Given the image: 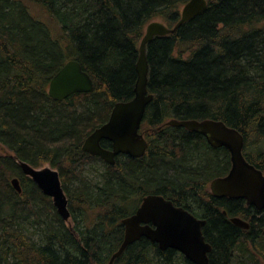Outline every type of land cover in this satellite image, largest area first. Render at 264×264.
Returning <instances> with one entry per match:
<instances>
[{"label":"trees","instance_id":"1","mask_svg":"<svg viewBox=\"0 0 264 264\" xmlns=\"http://www.w3.org/2000/svg\"><path fill=\"white\" fill-rule=\"evenodd\" d=\"M188 1L0 0V261L108 264L124 240L123 219L145 196L160 195L207 221L211 264H264V212L210 190L231 169L228 151L166 125L173 119L222 121L244 136L245 158L264 173V0H206L205 12L148 45L154 99L140 133L149 148L140 159L120 156L114 167L98 158L105 169L100 184L67 192L75 229L58 214H51V224L42 219L34 193L46 204L51 199L18 165H50L66 186L83 182L82 171L96 159L82 151L85 140L117 103L134 98L147 25L173 28ZM73 60L90 75L94 90L56 102L48 94L50 81ZM15 178L21 194L11 185ZM31 216L40 243L23 226ZM235 217L250 229L236 227ZM178 260L191 264L142 239L114 264Z\"/></svg>","mask_w":264,"mask_h":264},{"label":"water","instance_id":"2","mask_svg":"<svg viewBox=\"0 0 264 264\" xmlns=\"http://www.w3.org/2000/svg\"><path fill=\"white\" fill-rule=\"evenodd\" d=\"M207 7L206 0H189L182 7L180 19L173 28L160 22H151L147 25L139 46L134 98L114 106L109 121L85 140L82 148L84 153L99 157L110 166H115L116 157L120 155L132 159L145 156L148 142L140 134V129L147 107L154 99L148 92L150 67L147 47L155 38L174 34L184 24L205 12ZM93 90L92 78L78 61L73 60L66 63L51 79L48 94L52 100L63 102L73 95L88 94ZM166 125L197 133L205 137L212 148H224L228 151L231 169L227 176L217 178L210 184L214 197L243 200L247 206L259 212L264 211V173L245 158V139L238 130L228 127L222 121L211 119L203 121L173 119ZM104 141L111 144L112 150L102 147L101 143ZM18 165L21 173L30 178L44 196L52 200L60 218L69 223L71 220L69 199L62 187L59 172L49 167L37 169L24 161H18ZM11 183L21 194L19 179L15 178ZM231 222L243 230L250 229V224L240 218H232ZM206 224V220L196 218L160 195H147L142 199L137 211L123 219L124 240L108 264H114L129 246L142 239L157 245L161 251L174 250L181 253L191 264H211L209 255L212 246L206 242L203 235Z\"/></svg>","mask_w":264,"mask_h":264},{"label":"rangeland","instance_id":"3","mask_svg":"<svg viewBox=\"0 0 264 264\" xmlns=\"http://www.w3.org/2000/svg\"><path fill=\"white\" fill-rule=\"evenodd\" d=\"M182 9V8H181ZM154 22H158V21H154ZM161 23V22H160ZM1 148L0 147V155H3V153H1ZM5 153V152H4ZM52 168L50 165H46L44 166ZM53 170H56L54 168H52ZM57 171V170H56ZM105 171L104 169V164L100 161L97 160H92L89 163H87L86 167L84 168V170L82 171V179L83 182L81 181H76L73 182L71 184L63 185L62 187L67 195V192L69 195H74L78 190H80L81 188H84V185H89L91 187H94L96 184H100L101 181V174ZM66 186V188H65ZM35 197V201L37 202L36 206L38 207L39 211H40V216L42 217L43 220H45L47 223L51 224L52 223V215L51 214H57V211L52 203V200L50 201V203H44L43 200L39 199L37 196V193ZM45 197V196H44ZM30 219H28V224L24 222V228L26 231V234H28L31 239L33 241H35L36 243H40V237L41 234L39 232V228H37V224L35 223V225H31L33 224L32 222H34V217L31 216L29 217ZM54 220V219H53ZM68 227L70 225L71 228L75 229L76 224L74 220H71L69 222V225L67 223H65ZM37 225V226H36ZM1 255V252H0ZM11 264V262H9ZM0 264H5L4 261H0ZM176 264H184L183 261L178 260L176 262Z\"/></svg>","mask_w":264,"mask_h":264},{"label":"flooded vegetation","instance_id":"4","mask_svg":"<svg viewBox=\"0 0 264 264\" xmlns=\"http://www.w3.org/2000/svg\"><path fill=\"white\" fill-rule=\"evenodd\" d=\"M112 111H113V110H112ZM111 113H112V112H111ZM110 116H111V115H110ZM109 119H110V118H109ZM103 125H104V124H103ZM103 125H102V126H103ZM102 126H101V127H102ZM141 127H142V126H141ZM140 130H141V129H140ZM140 134H141V133H140ZM143 136H144V135H143ZM144 137H145V136H144ZM145 139H146V138H145ZM104 142H106V141H104ZM101 145H103V142L101 143ZM102 147H103V146H102ZM103 148H104V147H103ZM105 149H107V150H112V148H111V144H110V146L106 147ZM90 156H91V155H90ZM120 156H125V155H120ZM120 156L116 157V162H117V159H118ZM91 157H93V156H91ZM126 157H128V156H126ZM94 158H96L95 160L99 161V160H98L99 157H94ZM128 158H130V157H128ZM100 159H101V158H100ZM131 159H132V158H131ZM101 160H102V159H101ZM102 161H103V160H102ZM104 163H105V162H104ZM230 200H231V199H230ZM140 205H141V204H140ZM139 207H140V206H139ZM139 207H138V208H139ZM176 207H177V206H176ZM138 208H137V209H138ZM179 208H182V207H179ZM137 209H136V211H137ZM183 209H184V208H183ZM185 210H186V209H185ZM136 211H135V212H136ZM186 211H187V210H186ZM256 211H257V210H256ZM135 212H134V213H135ZM188 212H189V211H188ZM258 212H259V211H258ZM262 212H264V211H262ZM134 213H132V214L129 215V216H132ZM189 213H190V212H189ZM190 214H192V213H190ZM192 215H193V214H192ZM129 216H128V217H129ZM193 216H195V215H193ZM195 217H196V216H195ZM126 218H127V217H126ZM196 218H197V217H196ZM198 219H200V218H198ZM123 227H124V226H123ZM124 230H125V228H124ZM124 235H125V234H124Z\"/></svg>","mask_w":264,"mask_h":264},{"label":"bare ground","instance_id":"5","mask_svg":"<svg viewBox=\"0 0 264 264\" xmlns=\"http://www.w3.org/2000/svg\"><path fill=\"white\" fill-rule=\"evenodd\" d=\"M119 103H120V102H119ZM108 121H109V120H108ZM108 121H107V122H108ZM107 122H106V123H107ZM106 123H105V124H106ZM142 124H143V123H142ZM185 130H186V129H185ZM140 131H141V130H140ZM186 131H188V130H186ZM188 132H189V131H188ZM141 134H142V133H141ZM142 135H143V134H142ZM147 142H148V141H147ZM83 145H84V144H83ZM82 148H83V147H82ZM148 148H149V143H148ZM147 150H148V149H147ZM225 150H226V149H225ZM226 151H227V150H226ZM103 162H105V161H103ZM107 165H108V164H107ZM115 165H116V164H115ZM109 166H110V165H109ZM112 167H114V166H112ZM37 169H39V168H37ZM11 185H12V183H11ZM45 197H46V196H45ZM47 198H48V197H47ZM55 209H56V208H55ZM56 211H57V210H56ZM57 214H58V213H57ZM250 227H251V226H250Z\"/></svg>","mask_w":264,"mask_h":264}]
</instances>
